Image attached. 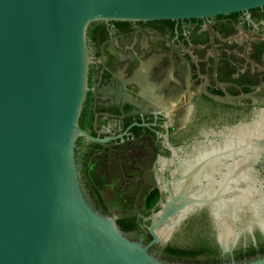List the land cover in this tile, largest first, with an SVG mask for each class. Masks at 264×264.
Returning a JSON list of instances; mask_svg holds the SVG:
<instances>
[{
	"label": "water",
	"instance_id": "1",
	"mask_svg": "<svg viewBox=\"0 0 264 264\" xmlns=\"http://www.w3.org/2000/svg\"><path fill=\"white\" fill-rule=\"evenodd\" d=\"M263 6L264 0H0V264H172L150 247L166 246L187 215L206 207L221 254L231 256L218 264H264V253L232 257L244 236L254 245V232L264 240L259 124L250 128L258 127L254 137L241 141L236 133L197 156L158 201L147 244L116 224L132 201L120 190L133 185H120L115 166L109 175L105 159L93 157L89 172L104 181L101 194L112 212L103 214L84 193L75 162L78 138L107 141L78 125L89 23L197 19Z\"/></svg>",
	"mask_w": 264,
	"mask_h": 264
},
{
	"label": "flooded vegetation",
	"instance_id": "2",
	"mask_svg": "<svg viewBox=\"0 0 264 264\" xmlns=\"http://www.w3.org/2000/svg\"><path fill=\"white\" fill-rule=\"evenodd\" d=\"M85 43L87 91L78 125L107 141L79 139L83 148H99L90 161L103 157L109 175L114 165L120 185H133L120 190L128 191L123 199L132 200L122 215L135 216L137 228L129 234L147 244L149 217L158 201L196 165L197 156L215 142L264 122V6L197 19L96 20L87 26ZM259 129L264 134V124ZM259 148L255 168L264 180V138ZM254 237L255 245L248 235L241 238L232 257L249 245L260 254L262 237L257 232ZM198 239L217 246L207 207L187 215L168 244L185 247ZM164 247L153 245L150 251L172 264L231 259L218 246L215 253L192 258L166 257Z\"/></svg>",
	"mask_w": 264,
	"mask_h": 264
},
{
	"label": "trees",
	"instance_id": "3",
	"mask_svg": "<svg viewBox=\"0 0 264 264\" xmlns=\"http://www.w3.org/2000/svg\"><path fill=\"white\" fill-rule=\"evenodd\" d=\"M75 162L77 165V169L80 175V182L84 193L89 198V200L93 203V205L98 208L103 214L109 215L110 210L107 206L105 199L101 194V189L103 187V181L97 176H91L89 173V162L90 158L93 156L95 152L99 151V148L91 144L92 147L83 148L81 143V139L78 138L75 142ZM152 202L156 200V198L151 199ZM116 224L119 229L125 233H130L131 231L137 228V224L135 222V216H124L120 219L116 220ZM258 252L260 254L264 253V241L261 239L257 243ZM217 250L216 245H208L204 243L202 239H198L193 245L180 247L177 245H166L163 248V255L166 257H178V258H192L194 256L200 255L205 251H210L211 253H215ZM256 254V249L249 245L244 251L241 248L237 249L236 259H240L243 255L246 257H252Z\"/></svg>",
	"mask_w": 264,
	"mask_h": 264
},
{
	"label": "bare ground",
	"instance_id": "4",
	"mask_svg": "<svg viewBox=\"0 0 264 264\" xmlns=\"http://www.w3.org/2000/svg\"><path fill=\"white\" fill-rule=\"evenodd\" d=\"M263 114V113H262ZM262 120V119H261ZM264 124V122H260V124H259V126H261V125H263ZM258 126V127H259ZM258 127H254L253 129H250V130H246V132L245 133H243V131L244 130H239V131H237V138H239L241 141H243V135L245 136V137H247V136H249L250 135V137H254L255 135H257V131H258ZM230 134V133H229ZM237 141H239V140H237Z\"/></svg>",
	"mask_w": 264,
	"mask_h": 264
},
{
	"label": "rangeland",
	"instance_id": "5",
	"mask_svg": "<svg viewBox=\"0 0 264 264\" xmlns=\"http://www.w3.org/2000/svg\"><path fill=\"white\" fill-rule=\"evenodd\" d=\"M152 203H154V201Z\"/></svg>",
	"mask_w": 264,
	"mask_h": 264
}]
</instances>
